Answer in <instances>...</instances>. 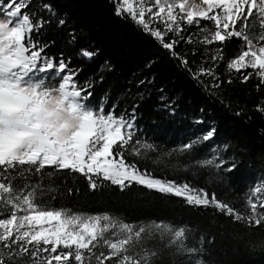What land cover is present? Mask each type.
<instances>
[{"label": "snow or ice", "instance_id": "obj_1", "mask_svg": "<svg viewBox=\"0 0 264 264\" xmlns=\"http://www.w3.org/2000/svg\"><path fill=\"white\" fill-rule=\"evenodd\" d=\"M113 3L117 17L132 19L185 67L188 61L177 57L175 45L194 41L191 36L182 35L185 29L181 22L196 24L201 32L207 33L200 40L206 45L216 42L223 45L233 38L241 40V50L227 63V70L241 73L251 69L241 82L255 75L264 84V0H199V3L154 0V5L143 0L139 5L133 0H113ZM30 4L31 0H8L6 4L0 0V264H73V260L75 264H84L86 259L91 264L93 258L96 264L105 261L157 264L164 249L189 257L202 255L204 251L203 247L187 245L191 231L188 226L164 222L136 226L107 213L84 214L50 207L40 199L44 191L39 182L15 183L17 178L27 179L25 174L33 170L43 177L46 168L79 173L93 191L102 182L116 186L121 192L140 186L182 198L191 207H212L249 228H264V199L258 202L248 199L249 211L241 213L204 188L157 177L152 171L141 169L135 160H129V155L144 158L148 151L156 150L153 144L138 138L135 109L130 115H117L102 104L90 107L87 103L90 85L79 83V70L63 58L56 61L49 57L45 51L47 44L35 40L48 21L38 12L25 11ZM44 8L56 16L50 4ZM254 15L261 23L258 33L252 32L253 25L249 24ZM201 21L213 22L215 29L201 25ZM153 22L162 23L164 29L151 27ZM58 24L63 26L66 21L59 19ZM79 55L91 59L95 52L82 48ZM211 59L222 57L214 55ZM205 74L216 77L213 69L202 67L193 73V78ZM221 83H214L213 87L218 88ZM258 110L264 112V107ZM214 135L215 129L209 130L182 144L178 153L194 152ZM203 164L228 173L238 167L227 156L204 159ZM260 192L261 187H255L253 197ZM9 207L10 215L4 216L3 210ZM109 233L114 239L106 235ZM157 236L164 243L148 247L146 241ZM204 242L201 238V244ZM101 246L108 248L107 254L103 251L96 254L94 249ZM194 264L206 262L201 258Z\"/></svg>", "mask_w": 264, "mask_h": 264}, {"label": "trees", "instance_id": "obj_2", "mask_svg": "<svg viewBox=\"0 0 264 264\" xmlns=\"http://www.w3.org/2000/svg\"><path fill=\"white\" fill-rule=\"evenodd\" d=\"M149 3L154 5V0L146 2ZM45 4L52 6L55 17L44 8ZM25 11L38 12L48 21L34 38L47 44L49 57L56 61L63 58L79 70V83L90 85L88 105L98 108L102 104L117 115H130L135 109L138 138L153 144L156 150L148 151L144 158L129 155V160H135L141 169H148L157 177L204 188L241 213L249 211L246 201L253 188L261 187L264 199V112L258 110L264 107V84L255 75L241 82L251 69L236 73L226 68L241 50V40L233 38L223 45H206L200 40L207 33L196 24L181 22L185 29L182 35L191 36L194 41L175 45L177 57L188 61L185 67L132 19L117 17L113 0H31ZM59 19L66 24L60 26ZM249 24L253 25L251 31L257 32L253 17ZM201 25L215 29L211 21H201ZM150 26L164 29L162 23L153 22ZM82 48L93 50L95 55L91 59L81 57ZM214 55L222 59L213 61ZM202 67L213 69L216 77L205 74L193 78V73ZM217 82H222L221 86L213 87ZM212 129L215 135L210 141L202 142L194 152L178 153L182 144ZM212 150L213 154L208 155ZM169 152L173 154L167 155ZM220 156L235 160L238 167L228 173L203 164L204 159ZM43 172L41 177L33 170L25 174L27 179L17 178L15 183L39 182L44 191L40 199L50 207L84 214L107 213L136 226L153 222L188 226L191 231L186 243L189 247H203L202 255L196 257L206 264H264V228H249L212 207H191L182 198L140 186L121 192L102 182L93 191L79 173L55 172L53 168ZM48 172L54 174L49 177ZM10 211V207L4 209V216ZM163 243L158 236L146 241L148 247ZM94 251L98 255L103 250L97 247ZM179 261L178 254L164 249L157 264ZM84 264H89L87 259ZM91 264H96L95 258Z\"/></svg>", "mask_w": 264, "mask_h": 264}, {"label": "rangeland", "instance_id": "obj_3", "mask_svg": "<svg viewBox=\"0 0 264 264\" xmlns=\"http://www.w3.org/2000/svg\"><path fill=\"white\" fill-rule=\"evenodd\" d=\"M147 1H153V0H143V2H147ZM8 2V0H3V3L4 4H6ZM141 2V0H133V3H135V4H137V5H139V3ZM194 2L195 3H199V0H194ZM177 11H179L178 9H177ZM253 19H254V21L256 22V24H257V33L261 30V23H260V21H259V19L254 15L253 16ZM238 23H240V22H238ZM214 24V23H213ZM214 27H215V25H214ZM260 29V30H259ZM90 106V105H89ZM91 107V106H90ZM207 153V152H206ZM205 153V154H206ZM211 154H213V150L212 151H208V155H211ZM209 158H211V156L209 157ZM254 189L255 188H253L252 189V194H253V191H254ZM249 195L248 196V198H247V200L248 199H255L257 202L261 199V195H260V193H256L255 194V197H253V195ZM112 231H115V230H112ZM106 235H109L110 236V233L109 234H106ZM110 238H113L114 239V237H111L110 236ZM99 249H102L103 251L104 250H107V251H109L108 250V248L106 247V246H101V247H99ZM179 255V257H180V261H179V264H194V261L197 259V257L195 256V257H189L188 255H186V254H178Z\"/></svg>", "mask_w": 264, "mask_h": 264}]
</instances>
